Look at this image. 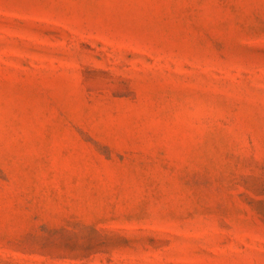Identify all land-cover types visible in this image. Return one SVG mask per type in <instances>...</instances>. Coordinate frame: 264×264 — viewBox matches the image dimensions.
<instances>
[{
  "label": "rangeland",
  "instance_id": "rangeland-1",
  "mask_svg": "<svg viewBox=\"0 0 264 264\" xmlns=\"http://www.w3.org/2000/svg\"><path fill=\"white\" fill-rule=\"evenodd\" d=\"M0 264H264V0H0Z\"/></svg>",
  "mask_w": 264,
  "mask_h": 264
}]
</instances>
